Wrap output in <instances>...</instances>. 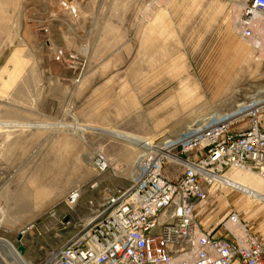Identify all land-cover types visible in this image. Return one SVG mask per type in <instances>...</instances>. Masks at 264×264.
I'll list each match as a JSON object with an SVG mask.
<instances>
[{
	"label": "rangeland",
	"instance_id": "1",
	"mask_svg": "<svg viewBox=\"0 0 264 264\" xmlns=\"http://www.w3.org/2000/svg\"><path fill=\"white\" fill-rule=\"evenodd\" d=\"M246 2L0 0V75L9 67L0 87V237L24 245L30 264H41L46 250L71 235L59 220L72 190L82 192V209L137 175L138 149L89 128L158 145L177 139L199 116L238 113V104L264 90V47L256 44H264V18L253 21L251 38L243 36ZM15 52L20 68L10 61ZM182 76L193 78L202 96L187 111L174 93ZM260 119L264 124V112ZM11 123L19 126L7 128ZM98 154L107 159L105 171L95 165ZM234 173L241 182L255 179L264 192L256 172H225ZM44 190L52 204L36 216L24 211L46 207L38 199ZM207 191L204 207L244 199L264 210L228 185ZM29 201L33 206L22 207Z\"/></svg>",
	"mask_w": 264,
	"mask_h": 264
},
{
	"label": "built area",
	"instance_id": "2",
	"mask_svg": "<svg viewBox=\"0 0 264 264\" xmlns=\"http://www.w3.org/2000/svg\"><path fill=\"white\" fill-rule=\"evenodd\" d=\"M253 15L264 18V0H247L244 6L241 25L247 38L254 35ZM250 106L251 101L238 113L172 139L173 161L149 153L126 187L109 190L82 209V192L72 190L59 220L60 230L71 235L46 250L41 264H264V242L238 211L223 220L221 236L207 231L198 214L208 200V186L219 183L216 177L225 172L248 169L264 180V106ZM169 164L176 175H170ZM95 165L107 169L104 154H98Z\"/></svg>",
	"mask_w": 264,
	"mask_h": 264
},
{
	"label": "bare ground",
	"instance_id": "3",
	"mask_svg": "<svg viewBox=\"0 0 264 264\" xmlns=\"http://www.w3.org/2000/svg\"><path fill=\"white\" fill-rule=\"evenodd\" d=\"M164 15H165L164 13H162L161 15H159V20H162L164 18ZM157 17H156V19H157ZM257 19H258V16H256V15H253L252 16V20L254 22H256ZM256 44H258V46H260V47L261 46L264 47V44L262 43V40L261 39L256 40ZM10 61L13 64L18 65L16 67H18V68L21 67L20 66V63L21 62L18 59V52H15L13 54V56H12V58H11ZM6 67H7V65H6ZM8 68H5L2 71L1 75H0V87H1V84L3 83V75L5 74V72L7 71ZM248 99L252 103V106H250L251 108H253V107L254 108L262 107L264 105V90H261V91H259L258 93L254 94V95L248 96ZM259 100H261V102H259ZM237 106H238L239 109H243V107L245 106V104L244 103H241V104H238ZM250 109L249 108H245L246 111H249ZM214 116L221 117L218 112L217 113H214L210 117L209 116L206 117L204 115H202L201 117L199 116V118L196 119V121L192 122L190 125H188L186 127V131L189 130V129H191V128H195V127L202 126L203 124L206 123V121H209V119L212 118V117H214ZM16 126L18 127L19 125H7V128L12 129L13 127H16ZM39 126H44V125H39ZM75 126H76V124H75ZM0 127H2V124H0ZM82 129L83 130H88V127H82ZM89 130H94V131L96 130V131H99L100 133H103V134H106L107 136H110L111 138L120 139L123 142L127 143L128 145L134 147L136 150L138 149V151H140L139 160L135 164V168H137V170H140L141 165L143 164L146 156H148L149 153H151V152H154V153L155 152H159L162 155L167 156L169 160H171V161L174 160V157L172 156V154H170V151H169V147L171 146V145H169L171 139H166L163 143H160V144L157 145L156 142H154L152 140H148L146 138H142V137H139V136H136V135H133V134H126V133H121V132H118V131H112V130H107V129H102V128H92V127L89 128ZM238 170H244V169H238ZM216 179L219 181V183L228 185L232 189H236V190H238L240 192L245 193L246 195H251V196L258 195L257 194L258 193L257 190H255L251 186L246 185V184H244V183H242V182H240L238 180H234L233 178H229L227 176V174H224V175H221L219 177H216ZM261 180L263 181V179H261ZM28 193H29L28 190H26L22 194V195H25L27 197L24 200L28 199V196H29ZM60 197H61V195H60ZM51 202H52V199H50V204H52ZM24 203H26V204L23 205L22 207L33 206V204H31L30 201H29V203L28 202H24ZM18 205H19V203H18ZM34 207L35 206H33V208ZM41 211H43V207H41V208L39 207V209L37 211H33L32 210L31 212L33 213L32 214L33 216H36ZM0 264H30V262L18 250V247L14 246V244L11 241H9V240H7L5 238L0 237Z\"/></svg>",
	"mask_w": 264,
	"mask_h": 264
},
{
	"label": "crops",
	"instance_id": "4",
	"mask_svg": "<svg viewBox=\"0 0 264 264\" xmlns=\"http://www.w3.org/2000/svg\"><path fill=\"white\" fill-rule=\"evenodd\" d=\"M161 13L159 15H161ZM159 15L157 19H159ZM179 84L183 88L179 86L174 91L179 107L184 111L196 108L198 103L202 101V96L198 95V93L195 91L197 82L193 80V78L190 79L187 76V78L185 79V77L183 78L182 76L179 78ZM12 125H16V124L13 123ZM227 176L229 178H233L234 180L239 181V178H237L236 173H234L233 175L227 174ZM242 183L249 185L255 190H257L258 195L256 196L246 195L245 193L236 190L237 192L247 196L248 201L253 202L254 200V202H259L264 204V192L256 188L254 184L255 179L252 180L245 179L242 181ZM256 184L258 183L256 182ZM42 193L44 195H41L38 199L42 203L46 202L45 203L46 207L44 205L41 206L43 207V211H45L50 206V190H44L42 191ZM235 203L236 204H233V201H227V202L223 201L222 203L217 202L216 205H212V207L202 206L200 209H198V214L201 220V224L204 226V228L207 231L214 233V235L216 236L224 235L225 230L222 226V222L227 217L229 212H231L232 210H236L240 213L241 220L249 224L250 231L253 234L257 235L262 242H264V210H261L252 203L246 202V200L244 199H241ZM38 209L39 207H34V208L32 207L30 209H24V211H32V210L37 211Z\"/></svg>",
	"mask_w": 264,
	"mask_h": 264
},
{
	"label": "water",
	"instance_id": "5",
	"mask_svg": "<svg viewBox=\"0 0 264 264\" xmlns=\"http://www.w3.org/2000/svg\"><path fill=\"white\" fill-rule=\"evenodd\" d=\"M65 220H67V218H65ZM22 238H23V234L20 233V234L18 235V238H17V239H18L19 241H21ZM18 250H19L22 254H24L25 251H26V247H25L24 245L20 244V245H18Z\"/></svg>",
	"mask_w": 264,
	"mask_h": 264
}]
</instances>
